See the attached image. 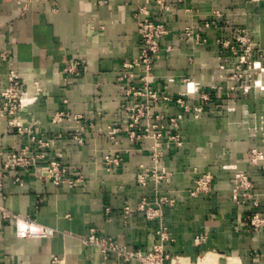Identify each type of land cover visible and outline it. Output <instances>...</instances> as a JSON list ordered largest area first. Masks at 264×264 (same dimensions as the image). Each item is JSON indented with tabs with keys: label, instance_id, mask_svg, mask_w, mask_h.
Segmentation results:
<instances>
[{
	"label": "crops",
	"instance_id": "obj_1",
	"mask_svg": "<svg viewBox=\"0 0 264 264\" xmlns=\"http://www.w3.org/2000/svg\"><path fill=\"white\" fill-rule=\"evenodd\" d=\"M167 2L172 9L161 11L154 0H0V87L8 84L9 64L1 57L7 51L20 87L38 96L18 114L29 132L19 134L8 114L0 117V204L56 228L50 237H21L14 220L0 213V253L6 264H54L56 256L64 257L65 264H139L117 256L105 259L96 247L86 245L83 237L92 227L130 249L149 250L160 242L157 222L139 211L125 218L124 209L127 204L135 207L143 196L153 197V182H137L140 165L154 163L153 140L134 142L126 136L128 111L120 87L124 61L141 50L138 10L143 5L170 30L156 57L154 88L175 97L192 90L183 80L189 78L213 92L207 103L196 93L188 95L190 104L204 105L199 117L172 100L155 108L181 117L178 131L184 140L180 147L163 146L161 156L162 165L173 172L162 189L177 200L165 209L171 236L166 249L184 264L209 255L217 264H264V227L244 225L250 207L233 198L235 173L246 172L264 214V171L248 158L252 148L264 146V95L229 90L231 82L220 79L217 42L244 28L264 54V0ZM206 22L214 23L206 27ZM187 25L206 41L188 39L183 34ZM73 59L83 60L81 76L64 71ZM61 109L83 115V142L73 138L74 122L52 121ZM110 126L123 131L112 138ZM33 135L49 141L48 158H59L69 176L82 172L85 180L57 186L39 176L43 162L28 172L6 169L8 151L33 145ZM115 149L123 161L107 171L105 155ZM203 171L214 175L211 192L191 196L193 179ZM17 175L23 184L14 181Z\"/></svg>",
	"mask_w": 264,
	"mask_h": 264
},
{
	"label": "built area",
	"instance_id": "obj_2",
	"mask_svg": "<svg viewBox=\"0 0 264 264\" xmlns=\"http://www.w3.org/2000/svg\"><path fill=\"white\" fill-rule=\"evenodd\" d=\"M155 5L161 11L171 10L172 7L167 0H154ZM139 17V35L141 41V50L139 55L123 63L126 69L125 74L120 78L123 95V107L128 111L127 127L125 129L126 136L129 140L137 142L144 138L152 139L153 144L150 147L152 151L153 165L146 166L141 164L137 175V182L141 186H147L149 182H153L152 193L150 199L143 196L135 207L127 204L125 209V218L134 211L142 212L150 221L157 222V234L160 242L154 244L149 250L130 249L120 244L115 238L110 236H102L97 228H90L89 234L83 237L86 245L96 247L105 259L112 256L123 258L125 262L136 261L139 264H178L176 257L171 255L165 246L167 241L171 240L169 228L166 223L165 209L176 205L177 200L170 193L162 189L163 182H170L173 172L161 163L163 146L174 144L182 146L184 140L178 131L180 118L179 116H169L165 112L155 111L158 104L176 101L185 113L193 114L199 117L204 111V105H194L187 101L189 93H179L178 96L165 94L154 88L153 78L156 66V57L162 50V43L167 39L170 30L166 23L155 19L147 5H143L138 10ZM214 22H206L204 26L209 27ZM183 34L196 44L205 42L206 38L200 31L195 30L192 26L187 25ZM219 50L221 56L229 59V57L242 56L245 59H239L240 62L249 61L250 56L264 54L260 47L254 43L248 31L244 28L236 29L231 39H219ZM172 47V46H171ZM172 49V48H171ZM2 61L9 64L8 84L0 87V117L8 114L11 126L16 128L19 134L29 132V127L24 125L18 118L21 109L38 100L37 94L31 95L28 91L22 89L17 79V73L10 55L7 51L1 53ZM238 57V58H239ZM83 60L73 59L64 68L66 73L75 76L83 74ZM233 70H230L232 72ZM139 77V80L136 79ZM229 74V72H228ZM229 78V77H228ZM234 79V74L230 77ZM184 82L189 84L188 79L184 78ZM247 85V84H246ZM195 93L200 96L204 102L210 101L213 92L210 89L203 88L199 83H194ZM241 88L246 93L249 86H236L234 83L229 85L230 91ZM41 91V86L36 84V92ZM64 102H67L65 99ZM159 105V106H160ZM82 114H72L67 110H58L53 115L52 121L59 122L63 119L74 122L73 138L77 142H83V129L86 127L83 123ZM169 127L175 129L170 132ZM111 137L115 138L117 133L123 131L121 127L110 126ZM114 134H116L114 136ZM33 145H25L20 148H12L8 151L4 161L6 169L19 168L22 171H30L32 168L40 164L39 176L51 180L55 185L74 186L85 180V175L81 172L74 176H69L68 171L59 158H48L45 149L49 146V141L41 137L33 135L31 137ZM249 160L264 171V146L254 147L248 154ZM123 157L119 149H115L114 153L105 155L106 170L111 171L115 166L122 163ZM226 167V166H225ZM14 181L23 184L24 180L20 175L14 177ZM214 175L210 171L200 172L194 179L193 185L189 189L191 196L199 194H209L212 189ZM4 197V175H0V198ZM233 198L240 204H247L250 207L248 214L244 218V225L251 229H260L264 227V214L260 211V200L254 191V184L251 177L243 171H238L234 176ZM110 208H107L109 212ZM0 213L4 218L14 220L16 232L21 237H50L56 233V228L38 223L29 216L15 213L6 209L0 204ZM203 237H200L202 239ZM54 264H65L64 257L56 256L53 258ZM0 264H6L0 253ZM182 264V263H179Z\"/></svg>",
	"mask_w": 264,
	"mask_h": 264
},
{
	"label": "rangeland",
	"instance_id": "obj_3",
	"mask_svg": "<svg viewBox=\"0 0 264 264\" xmlns=\"http://www.w3.org/2000/svg\"><path fill=\"white\" fill-rule=\"evenodd\" d=\"M238 57L239 56H234V57L232 56L229 57V59H227L223 57V55L222 56L220 55L219 57L220 69H221L220 79L229 80L231 83H234L236 86H240V87L242 84L243 86H249L250 89L248 92L252 91L254 94L264 95V56L263 57H260L259 55L250 56L251 58H248L249 61L247 62H243V61L240 62L239 59L241 60L245 58H243L242 56H240L239 58ZM125 61H130V60H125ZM230 70L233 71L230 72ZM232 74H234L233 80L230 78ZM186 79H188L190 85L192 86L194 85V83L191 82L189 78ZM235 91H239L240 93H246V91L245 90L243 91L241 88H238ZM194 93H195V88L193 86L189 94L194 96ZM173 257H176L177 260L176 262L178 264L181 263L179 262V260H181V257L178 256H173ZM193 261L194 263L192 264H202L201 259H193Z\"/></svg>",
	"mask_w": 264,
	"mask_h": 264
},
{
	"label": "bare ground",
	"instance_id": "obj_4",
	"mask_svg": "<svg viewBox=\"0 0 264 264\" xmlns=\"http://www.w3.org/2000/svg\"><path fill=\"white\" fill-rule=\"evenodd\" d=\"M201 261L202 264H217L216 259L213 257V255H209L208 257L201 259Z\"/></svg>",
	"mask_w": 264,
	"mask_h": 264
}]
</instances>
